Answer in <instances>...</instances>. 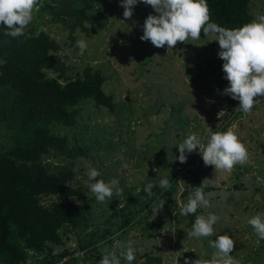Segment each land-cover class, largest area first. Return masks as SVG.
Here are the masks:
<instances>
[{
    "label": "rangeland",
    "instance_id": "rangeland-1",
    "mask_svg": "<svg viewBox=\"0 0 264 264\" xmlns=\"http://www.w3.org/2000/svg\"><path fill=\"white\" fill-rule=\"evenodd\" d=\"M93 3L90 34L78 30L73 34L75 44L69 28L43 17L46 14L40 16L39 7L34 12L32 22L60 44L57 56L71 69L69 75L75 77L86 63L93 65L106 76L105 89L113 99V105L104 108L89 100L80 105L75 126L56 125L54 132L68 137L70 151L64 155L52 153L48 163L57 168L74 162L78 179L89 188L90 197L96 196L86 183L88 168L102 173L97 179L119 180L123 194H114L112 199L119 201L121 209L146 184L169 180L172 169L184 164L191 176L198 173L204 179H216L214 166H205L198 149L191 154L186 152L185 163L175 159L179 156L177 146L189 132L198 134L206 144L209 127L215 132H225L237 123L234 131L250 154L248 163L236 165L231 173L220 174L215 183L209 184L216 187L213 191L216 195L211 198L214 206L198 215L214 213L221 218L213 226L212 236L188 237L192 227L180 210L193 191L185 196L186 185L180 180V190L175 195L177 206L164 200L154 203L126 229L130 238L121 239L117 234L100 247V255L115 252L121 264H127L120 253L125 251L126 242L134 238L137 252L132 264L146 263L147 254L161 257L160 264H185L186 260L211 259L217 250L210 241L228 234L235 242L231 255L239 264H264V240H259L248 223L255 215L264 213V196L259 191L264 190V97L258 98L260 102L250 114L236 111L239 101L223 94L229 83L224 78V61L218 56L220 47L214 36L178 42L173 49L167 45L156 48L150 41L140 39L148 15L157 14L151 6L138 3L133 16L125 20L121 0ZM252 11L256 18L264 15V0H253ZM79 39L88 42L83 56L76 47ZM221 111L224 113L219 117ZM1 143L0 136V148ZM80 147L85 154L79 153ZM187 182L193 184L194 178L188 177ZM105 203L97 200L92 203L101 231L108 209ZM100 205L106 208L102 217ZM136 209V204L129 205V210ZM75 245V239L71 238L70 246ZM101 256L80 264H98ZM39 261L30 259L26 264Z\"/></svg>",
    "mask_w": 264,
    "mask_h": 264
},
{
    "label": "trees",
    "instance_id": "trees-1",
    "mask_svg": "<svg viewBox=\"0 0 264 264\" xmlns=\"http://www.w3.org/2000/svg\"><path fill=\"white\" fill-rule=\"evenodd\" d=\"M93 2L40 0L39 14L69 28L75 44V32L90 34ZM207 2L210 22L222 27L236 29L256 19L253 0ZM6 30L0 25V60L6 61L0 64V264H26L30 259L40 260L39 264L85 263L88 258L100 257V247L117 234L121 239L130 238L126 229L154 203L164 200L177 206L175 195L180 180L186 185L185 196L193 191L192 187L201 186L204 178L198 173L191 176L185 164L174 168L170 187L153 183L151 197L144 191L146 184L121 209L119 201L106 199L108 209L101 231L92 205L97 199L89 196V188L78 179L74 162L56 168L47 158L52 153L64 155L70 151L68 137L53 129L56 125L75 126L80 105L89 100L103 108L113 105L105 89L106 76L86 63L79 74L71 77V69L57 56L60 44L34 22L18 38L5 35ZM201 38L207 37L202 33ZM83 152L80 147L79 153ZM188 177L194 178L193 184L187 182ZM214 190L216 187L211 185L204 189L206 193ZM259 191L264 196V190ZM130 204L138 209L129 210ZM99 207L102 217L106 208ZM202 211L185 217L190 227ZM71 238L76 241L74 247L70 246ZM145 257L149 258L144 264L162 261L153 254Z\"/></svg>",
    "mask_w": 264,
    "mask_h": 264
},
{
    "label": "clouds",
    "instance_id": "clouds-1",
    "mask_svg": "<svg viewBox=\"0 0 264 264\" xmlns=\"http://www.w3.org/2000/svg\"><path fill=\"white\" fill-rule=\"evenodd\" d=\"M141 2L151 6L157 14L148 15L140 39L150 41L156 48H164L167 45L168 49H173L178 42L198 41L202 33L204 37H215L220 47L218 56L224 61V78L229 83L223 94L239 101L236 111L250 114L260 102L258 98L264 97V15H259L240 28L228 29L210 22L211 13L207 0H121L125 20L133 16L134 7ZM39 5L40 0H0V25L7 29L4 34L13 38L25 35V30L33 21L34 12L38 10ZM76 47L79 49V55L83 56L88 49L87 40H77ZM4 63L6 61L0 60V64ZM134 63L136 62L133 58L132 64ZM223 113L221 111L219 117ZM237 127L238 124L234 123L225 132H215L209 127L210 138L206 144L198 134L189 132L177 146L179 156L175 159L180 163L187 161L186 152L191 154L198 149L205 166H214L216 173L215 180L204 179L201 186L192 187L193 193L181 207V215L187 216L197 213L198 209L213 207L211 198L216 193H206L205 187L215 183L220 174L231 173L236 165L243 166L248 163L250 154L234 131ZM124 167L127 168L128 165L125 164ZM86 175V183H89L90 191L95 194L98 202L103 203L114 194H123L119 180L113 178L106 182L104 179H97L102 173L96 168H88ZM159 186L167 189L170 187V181L166 178L160 179ZM153 187V183H148L144 188L149 197L153 195ZM220 219L214 213L207 216L197 215L192 229L187 233L188 237L199 239L212 236L213 226ZM248 223L254 228L259 240H264V213L255 215ZM134 243L128 240L125 251L120 253L127 264L136 260L137 249ZM210 245L217 250L211 259L186 260L185 264H239L231 255L235 242L230 235H220L210 241ZM98 264H121V260L115 252H111L102 255Z\"/></svg>",
    "mask_w": 264,
    "mask_h": 264
}]
</instances>
